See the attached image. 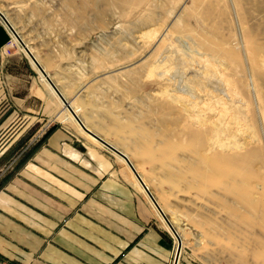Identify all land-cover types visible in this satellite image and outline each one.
Wrapping results in <instances>:
<instances>
[{
	"label": "rangeland",
	"instance_id": "rangeland-1",
	"mask_svg": "<svg viewBox=\"0 0 264 264\" xmlns=\"http://www.w3.org/2000/svg\"><path fill=\"white\" fill-rule=\"evenodd\" d=\"M0 10L81 121L128 155L182 252L264 264V0H0ZM8 53L11 83L46 89L49 125L79 134L25 52Z\"/></svg>",
	"mask_w": 264,
	"mask_h": 264
},
{
	"label": "crops",
	"instance_id": "crops-1",
	"mask_svg": "<svg viewBox=\"0 0 264 264\" xmlns=\"http://www.w3.org/2000/svg\"><path fill=\"white\" fill-rule=\"evenodd\" d=\"M7 40L0 20V51ZM5 59H0V167L29 147L0 179V262L171 264V236L126 165L69 124L57 121L48 128L55 99L46 89L13 85ZM177 264L198 263L181 251Z\"/></svg>",
	"mask_w": 264,
	"mask_h": 264
},
{
	"label": "bare ground",
	"instance_id": "bare-ground-1",
	"mask_svg": "<svg viewBox=\"0 0 264 264\" xmlns=\"http://www.w3.org/2000/svg\"><path fill=\"white\" fill-rule=\"evenodd\" d=\"M0 14L2 15V18L4 20V24L2 21V23L5 25V27L9 30L10 32V35H11V42L9 43V47H16L19 51H23L25 52V50L22 48L21 46V43L23 45H25V47L28 49V51L33 55V58L35 59V61L38 63V65L43 69V71L45 72V74H47V76H49L50 78V75L46 72L45 68L43 65L40 64V62L37 60L36 56L34 55L33 51L31 50V48L29 47V45H27L22 37L20 38V36L18 35V32H16L15 28L13 27V25L11 24V22L8 20V18L5 16V13H3L1 10H0ZM1 20V19H0ZM7 46V47H8ZM21 46V47H20ZM16 50V49H15ZM26 54V52H25ZM27 56V54H26ZM28 58V62H31L29 57L27 56ZM34 67V65H33ZM39 74V73H38ZM39 77H40V80L42 82H44L46 85V81L43 79V77L39 74ZM51 80V78H50ZM54 84V83H53ZM55 85V84H54ZM48 86V85H47ZM56 87V85H55ZM57 88V87H56ZM57 90L61 93V91L57 88ZM55 95V94H54ZM61 95L63 96V98L66 100L65 96L61 93ZM67 101V100H66ZM60 102V101H59ZM68 102V101H67ZM61 104V103H60ZM69 104V103H68ZM63 106V105H62ZM70 106V105H69ZM64 109H65V113L66 114H63L64 116V119L62 117V115H59L57 117V120L59 119L60 121L63 119V121H65L66 123H70V124H73L76 126V130L79 132L80 135H82L85 139H87L88 141L92 142V143H95L96 145H98L99 147H102L97 141H95L91 136H89L88 134H86L82 129L81 127L75 122V120L73 119V117L71 116V114L69 113V111L65 108V106H63ZM71 107V106H70ZM74 108V107H73ZM72 109V108H71ZM73 110V109H72ZM74 114L78 117V119L81 121V118H80V115L78 114L79 112V109L77 108H74L73 110ZM81 123L84 125L85 128H87L89 131H91L92 133H94L96 136L100 137L98 134H96L95 132H93L91 130V128L87 127L86 124H84V122L81 121ZM50 126V125H49ZM48 126V127H49ZM101 138V137H100ZM103 139V138H101ZM104 141H106L105 139H103ZM108 142V141H106ZM111 146H113L114 148L118 149L119 151H121L127 158L128 160L130 161V163L132 164L131 160L129 159L128 155L126 153H124L122 150H120L117 146H115L114 144L108 142ZM122 161V160H121ZM123 162V161H122ZM124 163V162H123ZM125 164V163H124ZM133 168L135 169V171L137 172V174L139 175L138 171L136 170V168L134 167V165L132 164ZM128 169V168H127ZM131 173V171H129ZM131 176L133 178V180L135 181V186L137 187V189L139 191H141L145 197L147 198V200L149 201V204L151 205V207L155 210L156 212V216L159 218H157L159 220V222L162 224V226H164V229L167 230L175 239V242L177 241V244L179 243L180 246H181V249L185 248V244H184V240H183V237L181 235V233L179 232V228H177L175 225V223L171 220L170 217H168L165 212L163 211V209L160 207L158 201L155 199V197L151 194L150 190H149V186L147 185V183H145V181L142 179V177L139 175L141 181L143 182V184L146 186L147 188V191L148 193L150 194V197L147 196V194L143 191V189L141 188V186L139 185L138 181L135 179V177L133 176V174L131 173ZM163 216H165V218L167 219V222L168 224L165 222V220L163 219ZM170 226V227H169ZM184 226V224L182 225ZM169 230H168V229ZM182 251V250H181Z\"/></svg>",
	"mask_w": 264,
	"mask_h": 264
},
{
	"label": "water",
	"instance_id": "water-1",
	"mask_svg": "<svg viewBox=\"0 0 264 264\" xmlns=\"http://www.w3.org/2000/svg\"><path fill=\"white\" fill-rule=\"evenodd\" d=\"M0 19L4 23V20H3L1 14H0ZM21 46L25 50L27 56L29 57L30 61L32 62V64L36 68V70L39 72V74L46 81L47 85L51 88V90L53 91V93L55 94V96L58 98V100L61 102V104L63 106H65V108L69 111V113L71 114V116L73 117V119L75 120V122L81 127V129L86 134H88L89 136H91L95 141H97L101 146H103L106 150H108L109 152H111L113 155H115L118 158H120L125 163V165L128 167V169L131 171V173L133 174V176L135 177V179L138 181V183L141 186V188L143 189V191L147 194L148 197H150V194L148 193L146 186L141 181L139 175L137 174V172L133 168V166L130 163V161L128 160V158L121 151H119L118 149L114 148L108 142L104 141L103 139H101L100 137L96 136L94 133H92L91 131H89L87 128L84 127V125L81 123V121L78 119V117L74 114V112L71 109V107L69 106L68 102L63 98V96L61 95V93L57 90V88L55 87V85L53 84V82L50 80L49 76H47V74H45V72L43 71V69L35 61V59L33 58V55L28 51V49L25 47V45H23L21 43ZM163 219L168 224L167 219L165 218V216H163ZM181 250L182 251H185L184 249H181L180 244L179 243L177 244V241H176V247H175V252H174L173 263L172 264H177V261H178L179 255L181 253Z\"/></svg>",
	"mask_w": 264,
	"mask_h": 264
},
{
	"label": "built area",
	"instance_id": "built-area-1",
	"mask_svg": "<svg viewBox=\"0 0 264 264\" xmlns=\"http://www.w3.org/2000/svg\"><path fill=\"white\" fill-rule=\"evenodd\" d=\"M7 29V28H6ZM7 33H8V40H7V43L5 44V47L3 49H1L0 51V59H4L6 56H8V49L10 48L8 45L9 43L11 42V35H10V32L9 30L7 29ZM8 46V47H7ZM49 126V124L47 125ZM44 129H42L40 131V133L37 135V138L38 139L40 136H42V134L44 133ZM29 146H25L22 151H19L13 158H11L9 161L6 162L5 165H3L2 167H0V179L12 168L14 167V165L18 162V160L20 159V156L27 150ZM170 234V233H169ZM171 236V239L174 243V250H173V254H172V257H171V264L173 263V256H174V252H175V247H176V242H175V239L174 237L170 234ZM0 264H4V263H1Z\"/></svg>",
	"mask_w": 264,
	"mask_h": 264
}]
</instances>
